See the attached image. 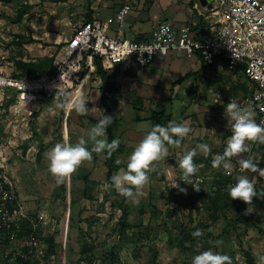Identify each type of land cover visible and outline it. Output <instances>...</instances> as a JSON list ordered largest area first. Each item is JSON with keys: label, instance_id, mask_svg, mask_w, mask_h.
<instances>
[{"label": "rangeland", "instance_id": "obj_1", "mask_svg": "<svg viewBox=\"0 0 264 264\" xmlns=\"http://www.w3.org/2000/svg\"><path fill=\"white\" fill-rule=\"evenodd\" d=\"M192 1L198 2L131 0L133 10L129 17H144L146 20L138 24L144 31H151L156 23L161 22L175 26L188 25ZM90 2L0 0V72L13 76L16 61L22 59L28 62L52 56L59 69L56 62L66 55L65 40L85 23L87 14L83 12H86L84 10ZM124 4L125 0H122ZM69 5L73 7L69 9ZM135 34L126 24V39H135ZM60 45L64 46L59 48ZM226 66L224 62H218L213 68H203L198 57L187 55L164 61L157 57L153 66L143 73H133V77L129 78L127 73L118 74L114 79L117 92H122L120 96L109 97L108 108L119 120L114 125V134L121 140L120 143L128 141L131 147L120 163L127 165L134 148L144 138L146 131L153 127L151 121L134 123L133 117L139 112H134L133 105L141 109L139 115L143 118L150 116L152 111L165 110L173 122L178 123L182 119L192 129L183 139L185 145L179 153H175L177 148L169 147L168 155L155 163V171L148 173L149 182L135 200L125 198L117 191V195H114V188L104 191L103 185L107 182L104 153H93L90 163L84 162L60 185L56 184L48 171L46 154L56 143H63L64 134L73 145L80 137H84L88 149L93 147L94 142L89 139L90 129L104 116L98 94L101 81L94 73L93 59L86 60L85 71L81 73L76 86L62 97L70 105L67 111L50 113L49 107L54 99H48L36 106H26L19 115H14L9 107L16 100L5 98L0 103L3 104L0 108V151L5 154L7 150L2 172L18 182L15 191L18 208L14 209L16 212L11 226L25 218L32 231L30 235L19 236L22 228L18 225V231L7 233L10 240L6 242L5 233L0 230V264L14 263L16 257L20 256L30 264H85L80 254L83 242L96 246L94 255L98 262L103 261L112 248H117V264H191L195 255L209 249L229 255L233 264H247L244 250L252 252L256 260L264 255V198L259 195L254 197V212L244 215L248 205L242 202L234 206L228 195L229 185L234 183L236 176L242 174L254 183L258 193L264 195V180L258 174L239 171L240 159L251 158L254 163H260L259 153L252 150L251 145L249 152L232 158L233 179L224 185L225 196L216 212V222L211 220L215 210L193 203L195 195L190 187L182 186L186 188L187 194L171 188L175 181L178 183L181 179L179 159L199 143H206L210 152L205 156L197 150L194 157V163L198 166L196 175L215 177L224 173L222 167H212L213 156L223 153L226 141L232 135L224 107L231 98L239 102L254 91L252 82L236 75ZM199 70H202L201 73L196 75ZM188 73H192V77L172 91V84ZM145 75L146 81L141 79ZM77 96H82L87 102V115L80 116L71 107ZM11 100L14 101L10 103ZM16 120L19 122L15 123ZM134 127L138 129L137 133ZM103 139L107 140V137ZM41 145L45 147V152L38 162L37 154ZM86 187L92 190L89 196L84 195ZM162 194L165 198L161 197ZM123 198L127 200L125 208L131 228L120 235L118 222L121 210L118 204ZM168 211L174 212L172 218L167 217ZM181 226L192 233L197 229L202 230L203 235L195 238V244L191 245L182 240ZM202 226L206 229H202ZM52 237L56 239L53 252L48 242ZM217 241L221 243L217 245Z\"/></svg>", "mask_w": 264, "mask_h": 264}, {"label": "built area", "instance_id": "obj_2", "mask_svg": "<svg viewBox=\"0 0 264 264\" xmlns=\"http://www.w3.org/2000/svg\"><path fill=\"white\" fill-rule=\"evenodd\" d=\"M130 2L126 0L112 17L75 26L77 28L65 42V57L56 62L59 65L56 74L16 78L0 72V90L16 92V101L9 107L10 111L19 115L26 106L54 99L56 88L61 85L58 91L73 89L84 70V56L90 53L101 60L104 70H118L122 74L145 70L157 57L177 54L198 57L204 68H213L218 62H224L233 73L252 82L253 94L238 103L242 107L251 106L257 115V123L264 121V0H213L211 9L196 3L194 10L203 20L202 28L201 24L175 26L161 22L144 41L125 37L124 28L133 10ZM125 8L127 13L118 18ZM141 58L144 63L140 62ZM5 98L11 99L4 94L0 103ZM2 106L0 104V108ZM257 144H250L251 149L255 150ZM4 157L0 151V230L10 234L16 211H10L9 206L18 201L15 192L18 182L2 172ZM262 159L264 161V145ZM232 175L229 177L233 179ZM214 179V176L195 174L192 182L200 191L183 181L178 184L190 187L195 194H203L208 191L209 181Z\"/></svg>", "mask_w": 264, "mask_h": 264}, {"label": "clouds", "instance_id": "obj_3", "mask_svg": "<svg viewBox=\"0 0 264 264\" xmlns=\"http://www.w3.org/2000/svg\"><path fill=\"white\" fill-rule=\"evenodd\" d=\"M128 9L125 8L121 13L122 18ZM166 30V29H165ZM151 54V53H150ZM141 63H144L141 58ZM264 86V85H262ZM62 85L56 88L54 102L49 107V112L56 114L59 111H67L70 105L64 102L62 97L68 94L64 91H58ZM87 102L82 96H77L71 107L75 109L78 115L84 116L89 112L86 107ZM225 118L228 124H231L232 135L226 141V147L222 154H216L212 158V167L214 169L224 170L227 176L232 175L233 165L232 158L240 156L242 153L250 151V144L258 143L264 145V121L257 123L255 120V112L249 107H242L235 99H230L226 104ZM113 117L104 115L98 122L91 127L89 139L94 142L91 150L86 146L87 141L84 137H80L76 144L68 142L67 137L63 143H56L54 147L46 154L49 161L48 171L55 179L57 185L63 184L66 179L70 178L84 162H91L93 153H107L110 158L118 149L120 141L112 139L108 142L103 137L107 135V129L113 124ZM192 131L191 127L186 123L169 122L168 126L155 124L151 131L134 148L128 158L126 170L121 169L119 173L113 175L110 183L103 185L104 191L115 189L121 196L135 200L142 194L144 186L149 182V172L155 171V163L164 159L169 152V146L179 148L182 140ZM197 150L207 156L210 147L206 143H199L190 151H187L178 161V167L181 170V179L185 184L192 185L194 190L200 191L196 187L192 178L198 170V166L194 163V157ZM120 164V161H116ZM239 171L256 173L260 178H264V168H259L251 158L240 159ZM171 188H177L180 193L187 194L186 188L180 187L177 181ZM228 195L231 200H240L248 207L245 209L244 215H250L254 212L253 198L258 195L255 185L248 179L246 175H238L234 178V183L229 185ZM203 231L197 229L192 233L194 238L202 237ZM221 242L217 241L219 245ZM191 264H233L232 258L226 254H220L211 249L200 251L192 259ZM256 264H264V255L258 257Z\"/></svg>", "mask_w": 264, "mask_h": 264}, {"label": "trees", "instance_id": "obj_4", "mask_svg": "<svg viewBox=\"0 0 264 264\" xmlns=\"http://www.w3.org/2000/svg\"><path fill=\"white\" fill-rule=\"evenodd\" d=\"M194 1L191 2L192 7L194 6ZM85 22L86 23H92L93 22V17H92V12L90 11L85 18ZM137 40L139 41H144L147 40V38L145 37H141L138 38ZM64 45H60L59 48L63 47ZM92 57L93 58V65H94V73L95 75L100 79L101 81V86H100V95H101V103H102V107L104 108V115H110L113 117V124L107 129V141L111 142L112 139H116L115 134H114V125L115 123H117V119L114 117V114L110 112L109 108H108V103H109V95L110 94H114L117 92V88L115 86V82L114 79L118 76L117 75V71H113V70H109L106 71L103 69L102 66V62L101 60L95 56L94 54L90 53V55H85L84 56V67H85V62L87 60V57ZM16 64V70L15 73L13 74V77L16 78H25V77H32L35 75H43V74H49V75H54L57 72L58 67L55 65V57H44L41 58L39 60H30L28 62L24 61V60H18L15 62ZM204 68V67H203ZM85 68L82 72V74L84 73ZM202 70H199L197 74H200ZM190 77H192V73H188L186 74L182 79L177 80L176 82L173 83L171 90L173 91V89L181 84L184 80L189 79ZM53 99V98H50ZM171 100V97L169 98ZM14 100H11V102H13ZM137 112L140 113L141 110L139 109H135ZM139 113H137V115L135 116L134 120L136 122H141L143 120L146 121H151L153 123V126L155 124H161L162 126L167 127L169 122H171V116L165 111H152L150 116L146 119L141 117V115H139ZM178 123H184V120H180ZM183 142V140H182ZM181 142V144H182ZM170 148H173L172 146H169ZM255 150L258 151L259 153V157H260V163L258 165L259 168H262L264 165V161L262 159V152H263V145L261 144H257V146L255 147ZM125 151V146L122 145L120 143L118 149L112 154V156L109 158L107 156V153H104V157H105V161H104V166L107 169L106 172V179H107V183L111 182V178L113 175H116L117 173H119V171L121 169H123L122 164H117L116 161L119 160L120 161V157L124 154ZM45 152V147L43 145L40 146V150L37 154V161L40 162L42 159V155ZM231 177L225 175L224 173L222 174H218L215 176V179L210 183L208 191L204 192L203 194H195V198L193 199V203H200L203 206H206V208L208 210H215V213L218 212L219 209V204L221 202V200L224 198L225 194L223 192L224 190V185L226 183H229L231 181ZM87 180V178L85 179ZM92 192L91 189H88L87 187L84 190V195L89 196L90 193ZM114 195H117L116 190H114L112 192ZM108 196V194H107ZM106 196V197H107ZM162 198H165V195L162 194L161 196ZM230 198V197H229ZM231 200V199H230ZM127 202V200L125 198H123L122 202H120L119 208L121 210V217L119 219L118 222V229L120 232V235H124L125 233L128 232V230H130L131 226L128 223V212L126 211L125 208V203ZM232 203L234 206H238L239 204L242 203V201L240 200H232ZM15 208H18L17 206V201L12 202V204H10L9 209L10 211H13ZM174 212L172 211H168L167 212V217L172 218ZM212 214L211 216V220L212 222H216L218 220V215L216 214ZM18 225L22 228V231L19 232V236H24V235H30L31 231H32V227L29 223V221L25 220V218H22V221L19 222V224L16 225H12V231H18ZM183 232H182V240L185 242L190 243L191 245L195 244L194 240L195 238L192 236V232L191 230L187 229L186 227H183ZM202 229H206L205 226H202ZM3 233H5V237H6V242H8L10 240V236L7 235L6 231H3ZM1 238V235H0ZM49 242V249L50 251H54L55 250V244H56V239L54 237L49 238L48 240ZM96 250V246L93 244H89L88 242H83L82 247H81V251L80 254L83 258V261L85 262V264H117L119 262V258H118V251L117 248H112L111 253L107 256H105L103 261L98 262V260L95 258L94 255V251ZM28 250H26L27 252ZM244 256L246 258V262L247 264H256L257 260L255 259L254 255L252 254V252L244 250ZM8 264H30V262L23 258V257H16V262L14 263H8Z\"/></svg>", "mask_w": 264, "mask_h": 264}, {"label": "crops", "instance_id": "obj_5", "mask_svg": "<svg viewBox=\"0 0 264 264\" xmlns=\"http://www.w3.org/2000/svg\"><path fill=\"white\" fill-rule=\"evenodd\" d=\"M133 1V0H132ZM125 3H126V0H125ZM196 3H198V2H195L194 3V5L196 4ZM200 5V4H199ZM124 5H122V0H91V2L90 3H88L87 4V6H86V8H85V10L84 11H86V12H83V13H86V14H88L90 11L92 12V17H93V21L94 20H96V19H100V20H105V19H107V18H109V17H112V16H114L119 10H121V8L123 7ZM131 6H132V3H131ZM71 7H73V5H69L68 6V8L70 9ZM133 8V7H132ZM76 10H78L77 8H76ZM79 10H81V9H79ZM191 11V16H190V18H189V20H188V22L190 23V24H198V25H200L201 23H202V18H200V17H198L197 16V14H196V12H195V10H194V6H193V9H191L190 10ZM74 13H81V12H74ZM146 20V19H145ZM144 20V17H138V18H130L129 16H128V20H127V25L131 28V31L132 32H136V34H135V39H138V38H141V37H145V38H148L149 36H150V34H151V32L153 31V29L155 28V26L158 24V23H156L154 26H153V28H152V30L151 31H144L143 29H142V27H141V25H138L139 24V22H144L145 21ZM201 26V28L203 27V24H201L200 25ZM199 26V27H200ZM124 30H125V28H124ZM134 30V31H133ZM66 40H68V38L66 39ZM65 40V41H66ZM176 56H178L177 54H173V55H170L169 57H160L161 59H162V61H164V60H166L167 58L168 59H172V58H175ZM88 58H91V59H93L92 57H87V59ZM157 59V58H156ZM153 64H154V62L149 66V67H151V66H153ZM149 67H147V68H149ZM146 68V69H147ZM92 69V68H91ZM146 69L145 70H142V71H131V72H125V73H119V71L117 70V75L119 74H121V75H125L126 73L128 74V75H126L127 76V78H129L130 76L131 77H133L132 76V74L133 73H136L137 75H138V73H143L144 71H146ZM144 75V74H143ZM135 77V76H134ZM119 78H121V77H119ZM142 80H145L146 81V75L143 77V78H141ZM173 85V84H172ZM254 89V88H253ZM174 90V89H173ZM76 91H77V89L75 90V92L74 93H76ZM99 92H98V94H100V90H98ZM13 93V94H10L9 95V93ZM121 93L122 92H117L116 94L114 93V94H110L109 95V97L110 96H112V95H116V96H120L121 95ZM9 95V97H11V99L12 98H15V96H16V92L15 91H13V90H0V100L2 99V96L3 95ZM13 95V96H12ZM81 95V94H80ZM100 98H101V95H100ZM145 99V98H144ZM135 101L137 102V99H135ZM145 101H146V99H145ZM6 102V101H5ZM109 104V103H108ZM135 105H133V109H134V112L136 113V108L134 107ZM3 107V106H2ZM141 110V109H140ZM143 110V109H142ZM142 116V115H141ZM149 117V116H148ZM148 117H146V119L148 118ZM134 118H135V115H134V117H133V121H134ZM119 121V120H118ZM15 123H18L19 121L18 120H16V121H14ZM171 122H173L172 120H171ZM28 124H29V121L27 122ZM134 123H136V121H134ZM20 127L22 126V125H19ZM17 127V125L14 127V128H16ZM122 127V126H121ZM127 127V129L129 128V126H126ZM125 128H123V131L125 132V130H124ZM134 129H135V131H136V133H137V131H138V129L136 128V127H134ZM151 131V130H150ZM150 131H146V133H145V135L148 133V132H150ZM11 132V131H10ZM127 132H128V130H127ZM14 133V132H13ZM13 133H12V135H13ZM135 133V134H136ZM138 135V134H137ZM15 137V136H14ZM36 138H37V136H35ZM64 138H65V134H64V136H63ZM116 139H117V137H116ZM38 140H39V138H38ZM41 140V139H40ZM65 140V139H64ZM64 140H63V142H64ZM42 141V140H41ZM119 141H121L120 139H119ZM12 143V142H11ZM41 143H43V142H41ZM122 143V145H124L125 146V151H124V154L120 157V160H121V158H123L124 156H126V154H128L129 152H130V150H131V147H130V145L128 144V141H123V142H121ZM185 145V143H184V140H183V142H182V144H181V146L179 147V148H177V151L175 152V153H179V151L181 150V147L183 146L184 147V145ZM173 148H175V147H173ZM172 149V148H171ZM6 151L7 150H5V154H6ZM132 152V151H131ZM4 154V155H5ZM7 156V155H6ZM122 164V163H121ZM122 166H123V169H125L126 170V166L124 165V164H122ZM120 172V171H119Z\"/></svg>", "mask_w": 264, "mask_h": 264}, {"label": "water", "instance_id": "obj_6", "mask_svg": "<svg viewBox=\"0 0 264 264\" xmlns=\"http://www.w3.org/2000/svg\"><path fill=\"white\" fill-rule=\"evenodd\" d=\"M212 1L213 0H198L201 7L203 8L207 7L208 9L212 8V4H211Z\"/></svg>", "mask_w": 264, "mask_h": 264}]
</instances>
